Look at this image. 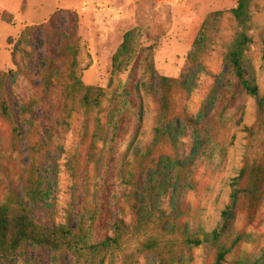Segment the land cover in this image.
I'll return each mask as SVG.
<instances>
[{"label": "rangeland", "instance_id": "374dc122", "mask_svg": "<svg viewBox=\"0 0 264 264\" xmlns=\"http://www.w3.org/2000/svg\"><path fill=\"white\" fill-rule=\"evenodd\" d=\"M237 2L0 0V70H13L9 94L16 119L24 129L22 142L14 147L11 125L0 118V135L7 150L6 178H27L31 167H37L48 196L36 214L46 222L75 223L81 209L99 208L103 223L114 216L123 219L127 235L119 248L106 254L102 264H155L154 255L144 252L142 244L152 238L162 243L175 239L169 233L167 215L175 203L180 163L192 168L195 181V187L186 195L182 221L188 227L197 223L203 231H210L229 201L233 177L245 164L264 158V123L257 97L244 95L226 104L220 91L227 72L225 54L238 30L232 12ZM5 10L12 13V23L3 21ZM68 11L75 14V23L65 25L74 28L73 35L57 34L56 39L61 38L62 46L75 43L78 47L76 73L82 81L106 90L103 108L92 116H98L105 129L109 98L127 77V73H119L112 66L126 32L138 30L140 41L153 47L156 76L181 77L184 81L175 96L176 110L169 122L175 143L157 132L164 128L165 121L159 111L156 78L142 83L144 113L140 129L122 152L131 182L125 194L115 199L105 196L102 205L99 177L105 165V149L102 140L93 135V120L88 133L85 131L87 115L78 96L70 95L63 86L68 83L69 56L56 60L58 73L51 71L48 82L45 76L31 72L34 66L30 60H37L40 50L27 54L24 50L30 47L26 44H20L17 51L14 48L24 28ZM59 22L62 24L64 19ZM201 32V48L194 62L186 65ZM251 34L253 43L246 58L255 68L260 96L264 97V0H253ZM185 115L194 120L208 116L221 148L217 156L198 157L200 137ZM21 181L18 192L24 195ZM239 233H244L243 240L223 264H232L235 255L264 249V199L252 216L244 206L239 210L233 234ZM190 253L189 264L214 262L215 249L206 243L193 247ZM13 264L75 263L69 253L58 257L50 248L27 245Z\"/></svg>", "mask_w": 264, "mask_h": 264}, {"label": "trees", "instance_id": "16d2710c", "mask_svg": "<svg viewBox=\"0 0 264 264\" xmlns=\"http://www.w3.org/2000/svg\"><path fill=\"white\" fill-rule=\"evenodd\" d=\"M252 3L253 0H238L236 7L232 9L238 30L225 54L227 72L220 91L223 98H226V104H232L244 95L257 97L259 114L264 123V97L260 96L255 68L246 58V52L253 43ZM60 18L64 19L62 24L59 22ZM2 19L12 23L13 15L5 10L2 12ZM67 22L75 23L74 13L68 11L45 23L29 25L21 31L14 48L17 51L20 44H26L30 47L24 50L27 54L31 50H40L37 60H30L31 66H34V71L31 72L35 76H45L48 82L51 80V75H48L51 71L52 74L58 73L56 60L69 56L66 64L68 83L63 86L67 93L78 96L87 115L85 131L88 133L90 121L93 120V135L102 140L105 149V165L99 177V205H102L105 196L115 199L125 194V188L131 182L123 166L122 152L124 145L132 143L140 129L144 113L142 83L156 78L159 111L165 121L164 128H158L157 132L161 137L175 143L169 133V122L176 110L175 96L184 87V81L181 77L156 76L153 47L140 41L141 34L138 30L126 32L113 56L112 66L119 73H127V77L109 98L105 129L101 119L92 116L103 108L106 90L82 81L76 73L78 47L75 43L62 46L61 38L56 39L57 34L73 35L74 28L66 27ZM203 36L204 32H201L193 49L188 53L186 65L194 62ZM262 42L264 56V35ZM12 72L13 70H0V118L11 125V143L16 147L23 140L24 129L16 119L9 94ZM185 119L194 125L200 137L198 157L212 159L217 156L221 148L215 139V127L208 116L194 120L185 115ZM2 143L0 135V264H13V260L27 245L50 248L58 257L62 253H69L75 264H102L108 252L121 246L127 235L126 223L117 216L103 223L100 208L81 209L75 223L46 222L39 218L36 209L48 193L36 173L37 167H31L27 178L22 179L16 175L6 178L7 150ZM15 150L17 151L16 148ZM178 162L180 163L179 160ZM180 164L175 203L167 215L169 233L175 239L165 243L158 239H148L142 244V248L144 252L154 255L155 264H189L192 260L191 249L206 243L215 249L213 264H223L228 254L243 240L244 233L236 236L233 234L239 210L244 206L252 216L264 199V158L245 164L233 177L229 201L221 212L218 224L210 231H203L197 223L188 227L182 221L186 213V195L195 187V181L192 168ZM20 181L24 195L18 192ZM232 264H264V249L244 256L235 255Z\"/></svg>", "mask_w": 264, "mask_h": 264}]
</instances>
